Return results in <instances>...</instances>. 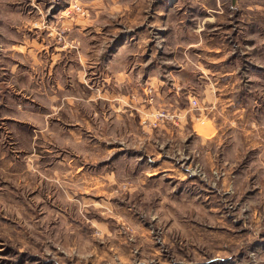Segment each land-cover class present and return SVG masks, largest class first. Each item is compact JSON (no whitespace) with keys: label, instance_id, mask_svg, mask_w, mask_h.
I'll use <instances>...</instances> for the list:
<instances>
[{"label":"rangeland","instance_id":"obj_1","mask_svg":"<svg viewBox=\"0 0 264 264\" xmlns=\"http://www.w3.org/2000/svg\"><path fill=\"white\" fill-rule=\"evenodd\" d=\"M9 1L0 0V264H264V177L224 180L233 167L224 142L199 138L208 125L201 91L180 87L182 112L162 98L167 84L155 90L145 75L135 84L140 67L183 62L199 34L206 42L191 54L216 32L246 49L237 0H119L127 7L111 9L100 2L118 0H79L73 26L55 21L52 1ZM217 1L224 10L206 9ZM253 1L264 0H238ZM12 40L63 50L56 65L44 56L15 69L21 93L6 88ZM249 149L238 154L255 160Z\"/></svg>","mask_w":264,"mask_h":264},{"label":"crops","instance_id":"obj_2","mask_svg":"<svg viewBox=\"0 0 264 264\" xmlns=\"http://www.w3.org/2000/svg\"><path fill=\"white\" fill-rule=\"evenodd\" d=\"M47 2H51V5L56 8L54 18L57 23L63 26L78 25L80 17L70 3H78L79 0H67L65 3L63 0H32L30 5L33 3L36 4L35 6H38L37 4L47 5ZM116 2L103 1L100 4L104 8L108 3V9L115 6L127 7L126 3L119 0ZM21 3H15V0L9 1L10 5L17 4V7H20ZM98 5L99 0H92V4H90L91 8ZM197 5L202 9V1ZM231 5L235 6L238 11L243 10V12L237 13L240 18L244 17L246 20V24L240 32L247 30L249 36H252L247 39L246 49L231 48L228 46L227 37L223 36L222 38L216 32L217 36L207 38L208 40L214 38L212 45H205L203 49H198L197 53L191 54L190 46L202 45L203 42H206V36L199 34L193 40L188 41L183 62L173 63L172 66H167L165 71H161L159 66L155 65L140 67L135 72L137 73L135 84L141 81L139 79L143 75L146 76V82L142 83H150L155 90L162 89L167 84L170 93L167 96L162 95V98L175 101L177 105L180 102L179 108L182 112L186 108L179 97H185V92L182 94L178 92L180 87L189 91H194V88L201 91L202 96L204 94L202 101L206 107H202L200 113L202 118L207 119L208 125L202 129L199 138L202 139V144H207L212 138H221L225 144L223 157H226L227 162L233 161V167L226 168L224 180L233 181L232 183H236V181L237 183H247L252 178V170H254L253 174L256 175V178L264 177V1L239 3L237 0ZM158 9L157 6V18ZM206 9L213 10L217 14L225 7L223 3L217 1L213 7ZM34 41L35 38L32 39V43ZM24 47L27 45L18 44L12 40L6 48V69L3 67V70H6L8 79L10 77V80L6 82V88L12 93L14 91V93L16 91L21 93L27 88L26 85H16L14 80L22 75L21 72L16 73V68L25 65L33 68L38 67L42 64L44 56L48 60L52 59L50 65H56L57 62L53 61L54 58H61L63 55V50H56L57 47L44 49L36 43L34 48L24 49ZM72 52L70 51V53ZM120 52L121 50H119ZM135 67L136 63L133 71H135ZM131 72V70H119L120 75L126 76V79L130 80ZM189 93L192 94V92ZM210 111H212L211 114H209ZM245 147L257 150L258 156L255 160L246 159V153L238 154V151ZM246 152L248 153V151ZM231 153L234 154L233 160L229 156ZM207 159L208 157L205 156L206 162Z\"/></svg>","mask_w":264,"mask_h":264},{"label":"built area","instance_id":"obj_3","mask_svg":"<svg viewBox=\"0 0 264 264\" xmlns=\"http://www.w3.org/2000/svg\"><path fill=\"white\" fill-rule=\"evenodd\" d=\"M74 6L76 9H79L78 5H74ZM196 102H197L196 100L193 101V103H196ZM159 116H163V117L171 116L172 117V115H170V113H160Z\"/></svg>","mask_w":264,"mask_h":264}]
</instances>
